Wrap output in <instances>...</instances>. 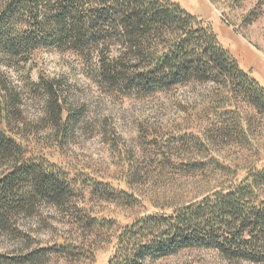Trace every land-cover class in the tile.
I'll list each match as a JSON object with an SVG mask.
<instances>
[{"label":"trees","instance_id":"obj_1","mask_svg":"<svg viewBox=\"0 0 264 264\" xmlns=\"http://www.w3.org/2000/svg\"><path fill=\"white\" fill-rule=\"evenodd\" d=\"M210 1L231 24L226 9L242 8L246 0ZM263 6L264 0H257L243 25L254 23ZM38 50L77 55L90 67L95 83L109 93L150 98L210 84L218 95L209 106L217 123L198 134L157 138L152 145L158 149L161 167L201 179L203 187L197 182L188 200L180 193L173 198L151 196L157 210L119 227L109 264H156L193 249L214 250L229 263L264 264V165L256 166L251 159L228 163L217 156L221 144L230 140L243 152L244 142H252L258 125H264V87L241 68L206 22L173 0H0L1 64L21 67ZM28 83L44 96L63 145L83 121L84 111L66 99L60 80L41 76L37 82L28 78ZM19 103L17 87L1 79L0 264L80 260L84 256L80 245L71 241L44 245L21 227V220L37 216L48 205L77 230L91 234L113 225L93 218L80 205L86 192L126 208L141 202L107 182L73 177L54 163L28 156L16 137L25 123ZM185 151L201 159L187 162L182 157ZM243 170L246 174L240 177ZM129 175L131 182L138 176L134 170ZM4 241L12 244L3 247Z\"/></svg>","mask_w":264,"mask_h":264},{"label":"rangeland","instance_id":"obj_2","mask_svg":"<svg viewBox=\"0 0 264 264\" xmlns=\"http://www.w3.org/2000/svg\"><path fill=\"white\" fill-rule=\"evenodd\" d=\"M173 1L206 22L241 68L250 72L264 87V6L254 23L243 25L244 17L255 8L257 0H246L242 8L231 12L226 9L231 24L224 21L222 11L210 0ZM221 5L226 8L224 1ZM41 76L63 82L66 99L85 113L83 121L63 145L57 140L59 135L48 116L44 96L28 83V78L37 82ZM1 79L19 91L18 107L25 123L21 127L24 130H16L19 133L16 137L26 146L28 156L54 163L73 177L107 182L118 190L134 194L141 202L136 208H126L119 203L89 197L86 192L80 205L93 218L102 220L107 226L113 225L91 234L77 230L57 209L48 205H43L37 216L22 219L21 227L44 245L66 241L80 245L84 251L80 260L61 261L60 264H109L115 252L119 227L157 210L149 201L151 196L160 194L173 198L180 193L188 200L195 194L192 191L197 188V182L203 187L201 179L181 177L171 166L161 167L158 149L152 145L157 138L161 140L180 132L198 134L211 122L217 123L209 108L218 96L212 85L182 87L150 98L125 97L101 89L92 79L90 67L77 55L55 50H38L28 64L17 68L5 67L0 62ZM258 128L259 131L252 134V142H244L242 148L246 149L243 152L236 141L230 140L221 144L217 156L228 163L239 160L244 164V159H251L256 166H263L264 125L260 124ZM182 157L187 162L201 159L189 151ZM129 170L140 176L133 183ZM245 174L244 170L239 172L240 177ZM215 184L213 181L211 186ZM11 244L4 241L2 246ZM156 264L249 263H229L214 250L193 249L181 251Z\"/></svg>","mask_w":264,"mask_h":264}]
</instances>
